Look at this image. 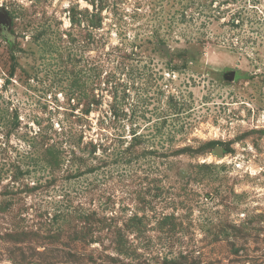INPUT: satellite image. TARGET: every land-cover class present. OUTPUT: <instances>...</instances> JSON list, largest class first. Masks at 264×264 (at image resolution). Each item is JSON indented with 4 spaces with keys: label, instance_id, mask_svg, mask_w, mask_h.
I'll use <instances>...</instances> for the list:
<instances>
[{
    "label": "rangeland",
    "instance_id": "rangeland-1",
    "mask_svg": "<svg viewBox=\"0 0 264 264\" xmlns=\"http://www.w3.org/2000/svg\"><path fill=\"white\" fill-rule=\"evenodd\" d=\"M0 11V264H264V0Z\"/></svg>",
    "mask_w": 264,
    "mask_h": 264
},
{
    "label": "water",
    "instance_id": "water-1",
    "mask_svg": "<svg viewBox=\"0 0 264 264\" xmlns=\"http://www.w3.org/2000/svg\"><path fill=\"white\" fill-rule=\"evenodd\" d=\"M0 25L4 26V27H8L9 25V21L7 19V16L4 12L0 11Z\"/></svg>",
    "mask_w": 264,
    "mask_h": 264
},
{
    "label": "flooded vegetation",
    "instance_id": "flooded-vegetation-1",
    "mask_svg": "<svg viewBox=\"0 0 264 264\" xmlns=\"http://www.w3.org/2000/svg\"><path fill=\"white\" fill-rule=\"evenodd\" d=\"M1 28H5L4 26L0 25Z\"/></svg>",
    "mask_w": 264,
    "mask_h": 264
}]
</instances>
